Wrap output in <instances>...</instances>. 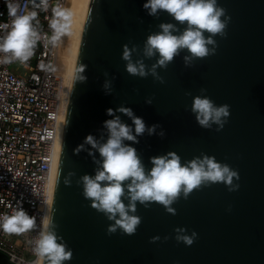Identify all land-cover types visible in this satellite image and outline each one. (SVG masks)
Instances as JSON below:
<instances>
[{
	"label": "water",
	"instance_id": "water-1",
	"mask_svg": "<svg viewBox=\"0 0 264 264\" xmlns=\"http://www.w3.org/2000/svg\"><path fill=\"white\" fill-rule=\"evenodd\" d=\"M147 0H88L69 90L63 134L48 227L56 233L72 258L63 264H264V0H217L231 17L226 37L216 36L215 55L184 65L187 49L180 51L167 69H157L165 83L152 76L140 78L126 71L123 46H139L133 61L144 59L151 67L158 59L143 58L148 35L160 31V23L180 25L161 11L152 17L143 8ZM223 20L224 17H221ZM179 34V33H174ZM209 34L205 33L207 37ZM211 47V46H209ZM81 64L87 68L86 83L77 81ZM108 72V77L104 76ZM115 77L114 80L112 78ZM105 79L113 91L106 95ZM207 91L201 93L200 89ZM190 93V95H186ZM207 96L216 106L227 104L230 115L221 131L198 125L191 111L193 97ZM152 98L151 105L145 103ZM129 107L146 127L159 124L157 134L147 131L139 143L124 141L137 151L146 172L151 157L176 152L184 165L201 154L214 156L238 171L239 189L229 192L223 183L195 189L187 200L172 205L176 215L158 203L148 208L137 203L141 217L135 235L117 230L107 234L108 221L83 196V175H95L98 164L90 156V146L78 155L73 150L91 134L100 142L107 139L103 122L113 117L106 110ZM121 121L134 129L131 119L117 112ZM163 130L165 135L159 136ZM134 134V131H133ZM94 151V150H92ZM95 159L102 158L95 152ZM69 171L71 186H65ZM127 182H125L126 188ZM124 203H128L127 190ZM229 207L231 210H229ZM197 233L191 246L177 243L175 229ZM160 237L150 243L152 237ZM164 237H168L167 240ZM0 264H12L0 252ZM44 264V262L42 263Z\"/></svg>",
	"mask_w": 264,
	"mask_h": 264
},
{
	"label": "clouds",
	"instance_id": "clouds-1",
	"mask_svg": "<svg viewBox=\"0 0 264 264\" xmlns=\"http://www.w3.org/2000/svg\"><path fill=\"white\" fill-rule=\"evenodd\" d=\"M7 14L11 17L10 25H3L5 34L0 36V63H11L19 61L27 62L34 54V49L40 40V33L34 21L37 20L35 10L23 13L20 10L18 0H5ZM34 8L47 11L49 0H33ZM143 8L152 17H159L161 11L168 13L180 25H186L183 31L173 23H160V31L148 35L142 49L143 58L152 59L158 56L155 63L148 67L144 59L133 61V53L139 51V46L131 48L127 44L123 46L122 60L126 62V71L131 76L147 78L149 75L155 81L165 83L157 69H167L169 63L187 49L189 55L183 57L184 65L191 67L197 59H204L215 55L218 47L216 36L226 37L225 31L231 20L226 15V9L217 4V0H147ZM221 17H224L222 20ZM73 26V12L70 8L57 3L52 9V16L48 23L51 35L47 43L56 47L63 37L71 33ZM179 33V34H174ZM205 33L209 35L206 37ZM211 46V47H209ZM87 66L81 64L78 70L77 81L86 83L84 75ZM109 73L104 72L108 77ZM115 77L112 78L114 80ZM112 80L105 79L102 87L106 95L113 91ZM207 89L201 88L205 93ZM190 95V93H186ZM153 99L147 98L145 103L151 105ZM191 111L195 115L196 122L204 129H212L216 125V131H221L227 123L230 115V106L227 104L216 106L207 96L193 97ZM128 116L133 127L123 123L116 113ZM106 115L113 117L105 120L103 127L106 129L107 139L100 142L96 137L89 134L84 141L78 145L73 154L78 155L85 150V145L90 146L89 155L93 162L98 164L95 175L85 174L76 183L82 184L83 196L91 201V207L97 212L103 213L108 221H112L107 228V234L111 235L121 230L123 234L135 235L141 223V217L136 215L137 203L148 208L152 203L162 205L165 211L176 215L172 207L181 195L187 200L190 194L198 188L210 187L213 184L223 183L229 192L239 189L238 171L232 169L226 163L217 162L214 156L201 154L194 157L186 164H181V158L176 152H168L164 155L150 158L152 167L146 172L140 157L134 147L125 144L124 141L139 143L137 137L142 136L145 131L148 135L157 134L159 124L146 127L144 120L137 117L133 110L123 105L115 110L109 108ZM134 131V134H133ZM159 136L165 135L161 130ZM94 150V151H92ZM95 152L102 158L95 159ZM76 173L69 171L64 177L65 186H71L72 177ZM125 182L126 188H125ZM127 190L128 203H124L125 191ZM229 210L230 207H229ZM34 217L29 216L22 207L13 210L11 214L0 215V231L6 234H23L33 229ZM56 225L51 222L49 227L39 234L35 241L33 252L38 260L44 264H63L72 258V250L67 248L56 233ZM177 243L191 246L197 239V233L186 234V229L174 230ZM160 237H152L150 243H155ZM165 240L168 237H164Z\"/></svg>",
	"mask_w": 264,
	"mask_h": 264
},
{
	"label": "built area",
	"instance_id": "built-area-1",
	"mask_svg": "<svg viewBox=\"0 0 264 264\" xmlns=\"http://www.w3.org/2000/svg\"><path fill=\"white\" fill-rule=\"evenodd\" d=\"M18 3L23 13L37 12L34 24L40 40L27 62L0 63V215L22 207L35 219L33 229L23 234L0 231V252L12 264H40L33 247L48 228L51 177L60 151L62 91L58 45L47 43L48 23L53 7H65L66 0H49L47 11L34 8L33 0ZM10 24L5 0H0V36L6 31L3 25ZM17 62L25 75L11 68Z\"/></svg>",
	"mask_w": 264,
	"mask_h": 264
},
{
	"label": "bare ground",
	"instance_id": "bare-ground-1",
	"mask_svg": "<svg viewBox=\"0 0 264 264\" xmlns=\"http://www.w3.org/2000/svg\"><path fill=\"white\" fill-rule=\"evenodd\" d=\"M87 3H88V0H66V3H65V7L70 8L71 11L73 12V26H72L71 33L63 37L61 42L58 44V56H57L56 66H57V72H59L61 75L59 73L58 74L61 77H63L62 78V91H61V98H60L61 119H60V124H59V135H58L60 144H61V139H62V134H63L69 90H70L73 70H74V63H75L76 53H77L80 35L82 31V26L84 22ZM65 86H66V95H65ZM59 150H60V147H59ZM57 166H58V159L56 163L54 164L52 177H51L49 214L51 210L54 185H55V179H56V173H57ZM42 263L43 261L41 260L40 264Z\"/></svg>",
	"mask_w": 264,
	"mask_h": 264
},
{
	"label": "rangeland",
	"instance_id": "rangeland-1",
	"mask_svg": "<svg viewBox=\"0 0 264 264\" xmlns=\"http://www.w3.org/2000/svg\"><path fill=\"white\" fill-rule=\"evenodd\" d=\"M11 68L16 71L17 73H21L22 75H25L27 73L26 69L19 63H14L11 65ZM59 73V72H58ZM60 74V73H59ZM61 75V74H60ZM63 78V77H62ZM65 95H66V86H65Z\"/></svg>",
	"mask_w": 264,
	"mask_h": 264
}]
</instances>
